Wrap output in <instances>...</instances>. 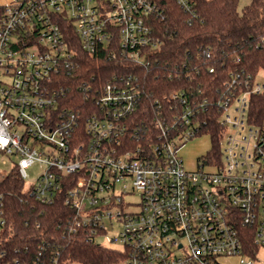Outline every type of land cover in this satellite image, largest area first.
<instances>
[{
    "label": "built area",
    "instance_id": "obj_1",
    "mask_svg": "<svg viewBox=\"0 0 264 264\" xmlns=\"http://www.w3.org/2000/svg\"><path fill=\"white\" fill-rule=\"evenodd\" d=\"M160 1L0 4V160L11 166L0 180L16 172L36 201L62 197L78 227L123 252L111 264H225L232 258L257 264L264 248V118L252 114L251 96L263 92L264 83L254 78L242 85L233 75L234 89L217 105L220 154L203 156L197 169L185 166L180 150L197 135L211 137L207 99L174 91L170 122L163 117L133 126L141 104L135 76L102 84L98 109L86 117L66 109L51 86L73 64L77 44L92 56L146 61L161 43L154 28L155 18L165 15ZM174 3L195 10L193 0ZM35 165L41 172L29 181ZM134 194L139 202L128 199ZM2 202L0 191V231L7 225ZM114 221L117 235L102 242ZM244 228L259 247L257 259Z\"/></svg>",
    "mask_w": 264,
    "mask_h": 264
},
{
    "label": "trees",
    "instance_id": "obj_2",
    "mask_svg": "<svg viewBox=\"0 0 264 264\" xmlns=\"http://www.w3.org/2000/svg\"><path fill=\"white\" fill-rule=\"evenodd\" d=\"M193 1L192 13L179 9L174 0L160 1L165 15L155 18L154 28L161 43L148 50L143 63L121 54L92 56L77 44L73 64L51 84L59 90L62 105L86 117L98 109L96 95L102 84L131 75L138 78L141 92L133 126H147L163 117L170 122L176 109H171L170 94L184 91L209 102L205 118L213 150L208 157L220 154L217 105L234 89L229 87L233 75L242 85L260 72L264 77V0H249L242 10L240 0ZM3 13L0 6V20ZM251 103L252 114L264 118V90L254 93ZM0 191L7 220L0 231V264H111L123 257V252L100 244L78 227L62 197L52 204L36 201L16 172L0 180ZM245 231V244L257 259L259 247Z\"/></svg>",
    "mask_w": 264,
    "mask_h": 264
},
{
    "label": "rangeland",
    "instance_id": "obj_3",
    "mask_svg": "<svg viewBox=\"0 0 264 264\" xmlns=\"http://www.w3.org/2000/svg\"><path fill=\"white\" fill-rule=\"evenodd\" d=\"M6 0H0V4ZM249 0H240L239 9L242 10L243 6L247 4ZM256 83L263 84L264 83V77L263 72H260L256 77ZM213 142L212 138L209 134L203 133L201 135H197L194 138L188 140L185 145L180 150V153L183 157L184 164L188 169H197L199 164L201 163V158L208 154V152L212 149ZM10 164H2L0 160V170L2 173H0V177L4 175L6 172L10 170ZM41 172V167L39 165H35L29 169V181H32L36 179L38 174ZM129 200H132L134 202H139V196L137 194H134L130 197H128ZM137 205L130 206V209H136ZM108 234L103 239H100L102 242L107 243V239L114 238L119 229L120 225L118 222L114 221L113 226H111L110 223H108ZM259 261L257 264H264V248H262L259 252ZM225 264H238L237 258L232 259H224L223 260Z\"/></svg>",
    "mask_w": 264,
    "mask_h": 264
}]
</instances>
